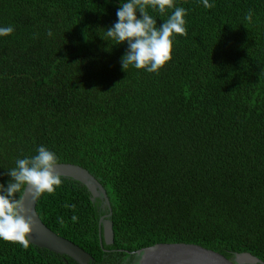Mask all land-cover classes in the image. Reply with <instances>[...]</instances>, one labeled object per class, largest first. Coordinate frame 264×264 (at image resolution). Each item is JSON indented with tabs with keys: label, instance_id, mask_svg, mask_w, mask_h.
Segmentation results:
<instances>
[{
	"label": "trees",
	"instance_id": "1",
	"mask_svg": "<svg viewBox=\"0 0 264 264\" xmlns=\"http://www.w3.org/2000/svg\"><path fill=\"white\" fill-rule=\"evenodd\" d=\"M126 2L0 0V27H14L0 36V183L39 146L88 170L111 208L62 177L37 212L89 264H131L163 243L264 262V0H174L164 14L148 6L157 27L175 7L187 12V35L174 34L157 73L123 70L128 45L106 36ZM110 210L114 244L102 246ZM0 264L77 263L0 239Z\"/></svg>",
	"mask_w": 264,
	"mask_h": 264
},
{
	"label": "clouds",
	"instance_id": "2",
	"mask_svg": "<svg viewBox=\"0 0 264 264\" xmlns=\"http://www.w3.org/2000/svg\"><path fill=\"white\" fill-rule=\"evenodd\" d=\"M205 8L214 7L209 0H202ZM151 6L161 14L166 9L174 8V0H127L117 10L118 22L106 30V36L116 41V45L127 43L128 50L121 58L123 70L129 66L144 69L149 73H157L172 58L174 34L186 36V9L175 7L174 12L157 27V20L147 11ZM137 11L140 17H137ZM252 20V10L245 15ZM14 27H0V36H9ZM48 35L52 32L49 30ZM58 157L55 152L45 146H39L37 154L30 158L16 160V167L8 171L11 180L0 183V239L18 243L25 249L29 247V234L33 222L28 216V209L22 195V189L31 191L34 197L47 192L52 194L61 186L62 177L57 172ZM65 207H75L65 205ZM76 220L77 217H72ZM63 223V221H60ZM142 257L137 256L131 264H141ZM123 264H129L125 259Z\"/></svg>",
	"mask_w": 264,
	"mask_h": 264
},
{
	"label": "water",
	"instance_id": "3",
	"mask_svg": "<svg viewBox=\"0 0 264 264\" xmlns=\"http://www.w3.org/2000/svg\"><path fill=\"white\" fill-rule=\"evenodd\" d=\"M56 170L61 177L73 179L84 185L90 192L92 201L104 199L111 208L106 190L88 170L70 163H60ZM22 196L28 209V216L33 222L32 231L28 237L30 244L57 255L69 257L77 264H89L93 260V257L80 246L57 235L43 223L37 212L39 197H34L31 191L26 189ZM111 215L110 210L108 217ZM103 219L104 217L101 221ZM100 232L102 246L114 244L112 221L106 220L104 225L100 224ZM136 254L142 257L141 264H264L250 253H237L231 260L214 250L186 243L156 244L139 250Z\"/></svg>",
	"mask_w": 264,
	"mask_h": 264
},
{
	"label": "flooded vegetation",
	"instance_id": "4",
	"mask_svg": "<svg viewBox=\"0 0 264 264\" xmlns=\"http://www.w3.org/2000/svg\"><path fill=\"white\" fill-rule=\"evenodd\" d=\"M104 217V219L101 221V219ZM103 217H101V219H100V223H99V226H100V224H102V225H104V223L106 222V220H109V218H108V216H103ZM110 221V220H109ZM112 246V245H111Z\"/></svg>",
	"mask_w": 264,
	"mask_h": 264
}]
</instances>
